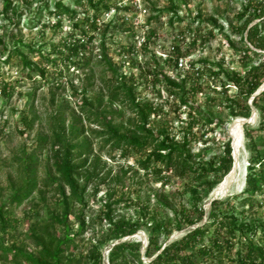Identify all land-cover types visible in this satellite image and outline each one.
<instances>
[{"label": "rangeland", "instance_id": "obj_1", "mask_svg": "<svg viewBox=\"0 0 264 264\" xmlns=\"http://www.w3.org/2000/svg\"><path fill=\"white\" fill-rule=\"evenodd\" d=\"M109 1L119 4L121 8L118 11L111 10L105 13L99 23L100 29L94 30L90 23L83 25L87 36H94V40L87 54L92 58L91 64L89 67L80 68L74 65L66 66L54 52L57 45L74 31L73 20L68 16L63 17L61 23L57 25L58 19L49 14V9H54V0H29V2L12 0V8H15L17 13L10 9L7 14H3L4 0H0V37L8 45L5 49V45L0 44V87L4 82L11 83L13 87L8 95L0 92V204L4 203L8 214L19 220L16 229H9L6 234L0 233V236L5 237L7 246L15 242L24 244L27 250L36 251V248L26 238L30 223L37 219L46 220L49 210H61L60 195L57 194L55 186H45L52 163L50 141L51 129L55 124L53 116L63 113L69 125L74 113L81 114L79 104L81 102L80 91L83 87L87 88V95L92 99L98 95H104L103 104L107 106L111 89L121 80L115 77L106 63L100 62L102 59L101 41L105 42L106 51L119 68L120 73L126 75L125 80L128 85L135 84L137 99L149 100L158 107V114L152 116V126L155 128L164 126L178 140L182 139L187 127L192 126L191 133L188 134L189 146L192 153L201 154L200 157H196V161H206L222 153L224 143L228 140L232 145L230 124L238 118L246 120L242 127L244 138L240 149L241 186H233L229 192L217 194L215 191L219 183L204 200L203 207L208 209L209 202L213 198L225 199L229 195L240 194L244 189L251 154L247 144L248 139L245 136L246 126L251 129L258 145L264 151V132L258 129L261 115L254 104L255 97L264 91V81L259 89L248 98V103L252 107L251 116L249 118L233 116L227 106L226 94L221 85L223 74L213 76L209 70L210 65L200 63L197 67L201 69V72L197 76L198 70H192L190 67L192 61L207 59L210 63H221L225 70L238 71L243 74L252 65L261 62L264 59V49L249 43L245 37L242 38L233 29L243 27L246 23L250 27L259 22L260 18L252 19L251 22L248 20L253 15L254 8H260L264 0ZM65 2L76 9L78 19H85V7L77 5L75 0H65ZM171 2L177 7L179 16L183 20L174 18L173 22L170 21L174 13L171 10ZM249 2L252 6L245 10L244 7ZM243 11L244 16L239 17ZM211 17L217 20V27L209 21ZM110 20H112V25L104 36L102 34L104 25ZM152 30L155 34H151ZM209 31H213L214 36H211ZM220 31L229 35L237 45V50L228 44ZM149 36L150 39L147 40ZM17 39H22L24 43L33 46V49L29 46H22V50L29 59L48 67L49 74L46 79L41 78L37 72H30L23 64L20 55L15 53L9 58L12 40ZM193 39H196L194 45L191 44ZM259 40L264 44V24ZM176 45L186 53V56L182 57L184 65L179 68L175 66L173 60H169V57H175L174 46ZM246 46L251 49L249 51L251 56L243 58ZM39 50L46 54L49 53L51 57H57V65L46 62L45 58L37 52ZM253 51L263 55L257 56ZM212 67L218 70L216 65ZM155 69L177 80H179V74L190 75L186 96L195 105L200 106L205 113H212L216 122L206 123L204 119H199L198 115L192 119L188 115L191 108L181 102L178 89L168 84L162 75L157 81L154 74ZM57 83H63V86L58 87ZM72 84L78 89L76 97L72 95L74 91ZM227 86H229L227 95H235L237 87L231 84ZM193 88L195 91L192 90ZM260 102H264V97L260 99ZM113 108L120 111V115L115 116L116 122H124L125 125L133 127L129 121L133 120L136 115L126 102H117ZM26 117L35 118L31 128L24 124ZM82 117V123L92 140L94 152L101 155L99 171L101 175H106V178L100 183L95 196L92 191L98 179L90 185L86 194L89 199V204L85 208L86 220L91 226L85 233L76 237L79 245L77 255L86 254L93 242L104 237L108 226L103 214L104 201L108 199L109 192L112 194V201L124 197L122 202L113 206V215L116 218L136 219L139 216L138 211L141 205L150 204L154 208L158 204L159 197H165L179 210L191 209L190 195L186 189L194 183L193 178H181L169 174L167 180L159 181L156 176L139 169L134 162L137 158L144 157V151L143 153L132 151L126 157L120 151L113 150L109 144L101 150L107 136L92 133L90 129H101V127L88 121L85 114ZM45 135L48 136V142H40L39 137ZM32 154L36 157L34 163L36 175L39 187L44 189L45 197L42 199L41 194L36 190L30 198L17 204L11 201V196L14 187H18L27 176L25 168ZM70 205L69 222L73 232L77 229L75 214L80 206L72 203ZM237 209L242 220L264 221V189L255 196L250 205L245 207L238 205ZM161 210L173 220L175 219L172 210L165 207H161ZM207 221L205 214L195 225L199 226ZM195 225L174 230L166 240L165 238L161 240L167 244L181 237L189 228H195ZM253 238L260 243L264 241L260 230ZM130 240L142 241L144 254L148 245L147 229L141 227ZM115 242L116 240L109 241L103 245V264H108L106 258ZM238 246L240 244L234 248L232 257ZM142 257L145 263L150 260L145 255ZM0 264L11 263L0 260ZM222 264H234V262L229 258H224Z\"/></svg>", "mask_w": 264, "mask_h": 264}, {"label": "trees", "instance_id": "obj_2", "mask_svg": "<svg viewBox=\"0 0 264 264\" xmlns=\"http://www.w3.org/2000/svg\"><path fill=\"white\" fill-rule=\"evenodd\" d=\"M75 3L85 7V19H78L76 9L68 5L65 0H54V9H49V14L58 19L57 25L65 16L73 20L74 31L57 45L54 52L58 54L56 56H59L66 66L74 65L85 68L89 67L92 61L91 56L88 57L87 54L94 36H87L84 23H90L94 30H98L102 16L111 10L118 11L121 7L109 0H75ZM263 5L264 3H261L260 8L255 7L253 15L248 20L251 22L252 19L260 18L259 22L250 27L246 23L243 27H234L233 30L239 33L242 38L245 37L249 43L264 49L263 42L260 41L261 39L259 40L264 24ZM251 6L252 4L249 2L244 9L248 10ZM10 9L17 13L16 9L12 8V0H4L3 14H7ZM171 10L174 11L170 19L171 22L174 18L183 20L173 2H171ZM243 16L244 11L239 17ZM209 21L215 27L218 26L215 18L211 17ZM111 25L112 20L105 23L102 31L104 36ZM220 32L227 39L228 44L237 50V45L230 39L229 35ZM209 33L214 36L213 31H209ZM245 33H247L246 36ZM151 34H155V31L152 30ZM150 36L147 37V40L150 39ZM195 41L196 39H193L191 44L194 45ZM0 44H4L5 49H7L8 45L1 37ZM22 46H29L30 49H33L31 44L24 43L22 39L12 40L9 58L15 53L20 55L23 64L30 72H37L41 78L46 79L49 74L48 67L29 59L22 50ZM101 47L102 59L100 62L106 63L115 77L121 79L108 95L109 104L107 106L103 104L104 95L102 94L92 99L87 95V88L83 87L80 91L81 102L79 104L81 114L74 113L69 125H67V119L63 113L53 116L55 124L51 129L52 138L50 141L52 163L45 186H55L57 194L60 195L61 210H49L46 220L37 219L30 223L26 238L36 248V251L27 250L24 244L15 242L7 246L5 245V237L1 235L0 260L11 264H103L104 253L102 248L106 242H113L134 235L141 227H145L148 231V245L144 254L142 241H122L113 244L109 250V264H222L224 258L233 260L234 264H264V241L260 243L253 238L258 230L264 238V221L258 219L242 220L237 211L238 205L241 207L250 205L255 196L264 189V151L258 145L251 129L248 126L245 129L251 154L244 189L240 194L213 200L208 209L203 207L204 200L233 169L234 157L231 141L228 140L224 143L222 153L206 161H196V157H200L201 154L192 153L189 146L188 134L191 133L192 126L187 127L180 140L172 136L164 126L161 125L156 128L152 126V116L158 114V107L149 100L137 99L135 84L128 85L125 80L126 75L120 73L119 68L109 57L104 41H101ZM174 49L175 57H169V60H173L175 66L179 68V59L186 56V53L180 46L176 45ZM244 49L243 58L250 57L249 51L251 49L249 46ZM37 52L49 64L57 65V57H51L49 53L46 54L40 50ZM253 52L257 56L263 55L256 51ZM200 63L210 65L209 70L213 76L223 74L221 85L225 91L227 106L230 108L231 114L249 118L252 114V107L248 103V98L259 89L264 81V59L258 64L252 65L243 74L238 71L225 70L221 63H210L207 59H200L190 63L192 70H198L197 76L201 72V69L197 67ZM212 65H216L218 70H214ZM154 74L157 81L160 80L158 77L162 75L168 84L178 89L181 102L191 108L188 115L192 119L198 115L199 119H204L206 123L216 122L212 113H205L200 106L195 105L186 96L188 92L187 83L191 79L190 75L179 74V80H177L157 69L154 70ZM195 78L199 79V77ZM228 84L237 87L235 95H227ZM57 86L61 87L63 83H57ZM72 87L74 88L72 95L78 96V89L74 84ZM11 89H13L11 83L4 82L0 87V92L8 95ZM263 97L264 91L255 97L254 104L261 115L258 129L264 132V102H260ZM117 102H126L135 113L136 117L129 121L133 127L125 125L124 122H116L115 116L120 115V111L114 109L113 105ZM84 114L88 121L101 127V129H90L92 133L107 136L101 150L109 144L113 150L120 151L126 157L132 151L139 153L144 151V157H139L134 162L139 169L156 176L159 181L167 180L169 174L181 178H193L194 183L186 189L190 195L191 209L179 210L165 197H159L157 199L158 204L154 208L150 204L141 205L138 211L139 216L136 219L116 218L113 215V206L122 202L124 197L112 201V194L109 192L108 199L104 201L103 214L108 224L104 237L93 242L86 254L77 255L79 245L76 237L85 233L91 226L86 220L85 208L89 204L86 194L90 185L98 179L92 191L95 196L100 183L104 182L106 178V175H101L99 171L101 155L94 152L88 130L82 123ZM34 120L33 117H26L24 124L31 128ZM39 141L48 142V136L39 137ZM35 162V155H30V162L25 168L27 176L18 187H14L11 196L12 202L21 204L30 198L36 190L44 199V189L39 187ZM71 203L80 206L75 214L77 229L73 232L69 222ZM5 206L4 203L0 204V233L2 234H6L9 229H16L19 224L17 218L8 214ZM161 207L172 210L175 219L170 218L166 212L161 210ZM193 213L196 215L194 216ZM205 214L208 218L206 223L195 228H189L181 237L167 244L161 240L162 238L166 240L174 230L195 225ZM212 227L213 229H211ZM238 244L240 246L237 247L232 257L231 254ZM143 255L150 260L145 263Z\"/></svg>", "mask_w": 264, "mask_h": 264}, {"label": "bare ground", "instance_id": "obj_3", "mask_svg": "<svg viewBox=\"0 0 264 264\" xmlns=\"http://www.w3.org/2000/svg\"><path fill=\"white\" fill-rule=\"evenodd\" d=\"M243 118H238L230 124L229 130L230 134L233 137V145H234V157H235V167L226 177V179L217 186L215 193L224 194L229 192L233 186L240 187L241 186V162H240V149L243 146Z\"/></svg>", "mask_w": 264, "mask_h": 264}, {"label": "water", "instance_id": "obj_4", "mask_svg": "<svg viewBox=\"0 0 264 264\" xmlns=\"http://www.w3.org/2000/svg\"><path fill=\"white\" fill-rule=\"evenodd\" d=\"M245 120V119H244ZM246 122V120L244 121V123ZM232 147H233V157H234V145L232 144ZM234 167H235V157H234V166H233V169H234ZM232 169V170H233ZM231 170V171H232ZM230 171V172H231ZM215 199H218L217 197L216 198H213L212 200H210V204H211V202L213 201V200H215ZM196 226H198V225H195V227ZM136 234V233H135ZM134 234V235H135ZM134 235H129V236H126V237H124V238H122V239H118V240H116V242L115 243H113V244H117V243H119V242H122V241H126V240H130ZM106 260H107V262H108V264H109V261H108V256H107V258H106Z\"/></svg>", "mask_w": 264, "mask_h": 264}, {"label": "built area", "instance_id": "obj_5", "mask_svg": "<svg viewBox=\"0 0 264 264\" xmlns=\"http://www.w3.org/2000/svg\"><path fill=\"white\" fill-rule=\"evenodd\" d=\"M184 64H183V59L181 58L180 60H179V66L181 67V66H183Z\"/></svg>", "mask_w": 264, "mask_h": 264}]
</instances>
